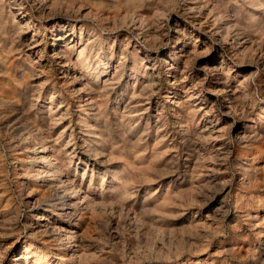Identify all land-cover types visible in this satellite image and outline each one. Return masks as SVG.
Returning <instances> with one entry per match:
<instances>
[{
    "label": "rangeland",
    "instance_id": "rangeland-1",
    "mask_svg": "<svg viewBox=\"0 0 264 264\" xmlns=\"http://www.w3.org/2000/svg\"><path fill=\"white\" fill-rule=\"evenodd\" d=\"M23 1L25 13L12 7L15 25L10 8L0 10V263L14 264L25 242L33 241L49 250L53 261L63 257L66 264H264V0H198L211 5V15L207 11L203 21L225 16L231 20L232 31L247 41L240 44L238 54L213 40L188 13L184 15V0H58L60 7L52 8L51 16H40L32 0ZM71 5L74 10H92L109 18L108 30L102 23L83 21L103 34L101 50L94 48L92 59L98 62L95 58L100 52L113 68L122 64L125 69L122 78L110 74L119 85L108 95L84 94L85 99L93 98L94 111L80 107L77 90L85 81H73L54 51L52 20L69 18L62 8ZM29 17L32 23L19 31L18 24ZM132 20L144 25L139 32L147 34L149 43L136 35ZM180 25L188 27L184 36L176 34ZM194 42L198 44L195 50ZM206 43L224 54L229 66L222 75L209 72L212 63ZM135 44L140 47L138 54ZM143 54L150 58L144 60ZM133 70L142 72L139 81L144 82V77L150 84L141 94L144 97L132 99L128 94L121 103L117 88L130 80ZM153 70L156 79L144 74ZM220 89L235 95L238 104L232 113H227ZM175 91L180 107L171 103ZM148 94L153 96L150 107ZM51 102L58 116L50 125ZM127 103L130 107H125ZM197 104H203L201 113ZM87 113L96 120L89 136L98 138L103 147L98 158L84 145L81 118ZM205 118L218 120V128L213 136L206 133L201 138L197 126ZM178 120H183L187 137ZM38 126L50 145L61 151L69 172L64 179H69L67 184L81 187L95 201L94 210L85 205L71 207L68 213L72 215L62 220V226L76 232L77 258H71L65 242L44 239V243L35 236L34 229L42 222L32 204L45 193L47 200L54 199L47 183H42L48 176H37L36 155L24 142L30 133H37ZM69 140L77 153L72 165L65 146ZM227 144L229 154L222 150ZM242 164L246 169H241ZM103 177L107 180L104 187ZM32 189L34 195L29 194ZM23 262L20 259L18 264Z\"/></svg>",
    "mask_w": 264,
    "mask_h": 264
},
{
    "label": "bare ground",
    "instance_id": "bare-ground-1",
    "mask_svg": "<svg viewBox=\"0 0 264 264\" xmlns=\"http://www.w3.org/2000/svg\"><path fill=\"white\" fill-rule=\"evenodd\" d=\"M95 2H98V1L96 0ZM103 2L104 1H100V3H103ZM142 2H144V0H142ZM176 2H177V0H176ZM32 3L35 5V7L37 8V10L39 11L40 16H44V15H47V14L51 16V15L54 14L52 12V8H54L55 6H59L60 7V2L58 0H32ZM166 4H167V2H166ZM182 4H183L184 15H185V13H188L190 15V17L192 18V20L194 22H197L200 25V28L201 29H203L204 31H206L207 33H209L208 35L213 40H215L216 42H219V43H221L223 45L228 46L231 49L230 50L231 52H236V54H238L239 48L241 47L240 44H242L243 42H247L239 34H236L234 31H232L231 20L225 18V16H219L218 18H215V20H213V21H210L209 20L208 23L206 22L207 20L203 21V16H204V14L207 11H208L209 15H211V11H210L211 5H209L208 3H200L198 0H184ZM66 5H68V4H66ZM170 5H172V4H170ZM7 7L10 8V17H12V23H13V25H15V23H18V21H17V15L12 12V7H17L18 8L17 11L22 12V13H25V10H26V8H25V2L23 0H0V10L3 11ZM60 9L61 8H59V10ZM62 9H63L62 11H64L66 14H68L69 18H61V19H57V20H52L50 29H51V36H52V39L54 41V43H53V46L55 48L54 51L56 52L57 56H59V58L61 57L63 59L62 61L65 62V65L68 67L67 74L70 75V76L72 75L73 81L74 80L76 81L78 79H81V80H84L85 81L84 87H82L79 90H77L78 91L77 92L78 93V100L80 102V107H84L85 108L84 110H88L87 108H89L90 111H94V109H92V107L94 105L93 106L91 105L93 103V98L92 99H90V98L89 99H85L84 94H86V95L92 94V95H97V96H100V97H103V96L108 95L109 93H111L115 89V87H116L117 84L119 85V83L116 84L113 81L115 75L119 76V78H122V76H124L125 69H124V66L122 64H119V65H117V66H115L113 68L112 65H111V63L109 62V60H107V58L104 57V59H103L102 53H100V52H97L96 58H95V60H97L98 62L94 63V61L92 59V58L95 57L94 54H93V52H92L93 49L94 48H97V50H101V41H102L101 39H102V35L103 34H102V30L101 29H97L90 22H92V23L98 22L99 24L102 23V25L104 24L103 27H105L106 29L107 28L109 29V23H110L108 21L109 18L107 19V18L103 17L102 15H98L97 13H94V11H92V10H88L87 11L85 9L83 10L82 8H79L77 10H74L75 8H73L72 5H71V7L70 6H65ZM55 12L58 13V11H55ZM164 16H165V14H164ZM52 17H54V16H52ZM207 19H209V18H207ZM87 20L90 21V22H88L89 24H84L83 21H87ZM179 22H181V21H179ZM209 22H210V24L212 26L207 25V24H209ZM219 22L222 23V24H224L223 26H225V28L219 27L218 26V23ZM31 23H32V20L29 17V20L28 21H25L24 24L21 23V22L19 23L21 26L18 24V26H19L18 27V30L20 31V30H23V29H27V27H29V25ZM113 24H114V22H113ZM150 24L152 26V22ZM176 24H178V21H176ZM131 25H132V27H134V30L135 29L137 30V34L136 35L139 37V39L141 38L143 40V43L147 44V43L150 42L149 39H148V36H147V34H145V32H139V31H141V30L144 29V25L143 26H142V24L139 25V21H136V20H132ZM176 27H177L176 34H179L181 36H184V35L187 34L188 27H185V26H182V25H180V27H178V26H176ZM145 28H147V27H145ZM208 29H209V31H208ZM78 33H79V35H78ZM3 34H5V33H3ZM157 36L158 35H156L155 38H157ZM84 37H86V42L84 40ZM167 37H168V35H167ZM150 40H151V38H150ZM62 43L64 44V46H60V44H62ZM118 43H120V42H118ZM158 43H156V44H158ZM161 43H162V40H161ZM137 44H135L134 45V48H133L134 53H136V54L140 53V51H139L140 50V47ZM206 44L208 46V47H206L207 50H208V52L210 51V60H211V63H212L210 65V67H208L209 72L213 76H216V77L219 76V75H222L223 73H225V70L228 69V66H229L228 63H227V61H226V58H225L224 54L221 53V51L219 49H217L216 46L214 47L213 44H209V43H206ZM197 47H198L197 42H194L193 49L195 50V49H197ZM183 48L184 47L182 45L181 49H183ZM207 50H206V52H207ZM169 51H170V49H169ZM202 52H203V50H202ZM255 52L256 51H254L253 53H255ZM190 53H191V51H190ZM193 53H195V51ZM204 54H205V52H204ZM124 55H125V52L123 50V52H121V55H120L121 56V58H120L121 60L124 58L123 57ZM173 55L175 57L177 54L173 53ZM202 55H203V53H202ZM235 55H234V57H235ZM241 55H242V53H241ZM142 56L141 57L144 60L150 58V55H147V54H143ZM261 56H260V58H261ZM188 58H189V56H188ZM258 59H259V57H258ZM186 62H188V61H186ZM112 72H113V76H114L113 78L110 77V74H112ZM139 72H141V71L133 70V72L131 73V75L128 76L130 78V80L127 81V82H125V83H122L121 88H117L120 91L119 96L117 97V99L120 100L121 103H123V100L125 99V97L128 94L131 95L130 97H132V99H133L134 96L137 97V96H139L141 94L144 95V92L146 91V89H148V85L150 83L147 84L146 83L147 81H145V78L144 77H143L144 82L139 81L140 80V73ZM155 73H156V70H153L151 72V74H149L148 72H145L144 74L145 75H148V78H150V77H153L154 78L155 77V75H154ZM123 79H124V77H123ZM155 79H156V77H155ZM138 83H139V85L137 86ZM151 85H152V83H151ZM215 92H216V90H215ZM219 92H222V94L224 95V98L226 99V109L228 110L227 113H232L233 110H234V108H236V106L238 104L237 103V100L235 98V95L234 94H231L230 95L226 91V89H220ZM150 93H151V91H150ZM173 94H174V97L172 98L173 101L171 102L172 103V106L173 107H180V105H182V103L180 101L181 98H180L179 94L177 93V91L173 92ZM199 94L200 95L202 94L201 93V90H200ZM39 96H40V94H39ZM54 96H53V98H54ZM142 97H144V96H142ZM146 97H147V101H148L146 104H149V107H150V103H151L150 101L152 100V97L153 96H151L150 94H148V96H146ZM194 98H195V96H194ZM139 100H140V98H139ZM198 102H200V101H198ZM241 106H243V105H241ZM49 107L50 108L48 110V116H47V118H48V120L50 122V125H51V124H54L55 118H56V116H58L57 115L58 112H53V108H52L53 107V103L52 102L49 104ZM58 107L61 108V104ZM125 107H130V103H127L125 105ZM155 107H156V109H158V107H160V105L157 103ZM195 107H200L197 110V113H201V110H203V108H202L203 107V104H199V105L197 104V105H195ZM206 110H208V109H206ZM60 111H62V110H60ZM210 111L211 110L206 111V112H210ZM263 111H264V109H263ZM65 112H67V111H65ZM61 113H63V112H61ZM66 114L64 115V113H63L62 115L66 116ZM160 114H162V113H160ZM205 114H207V113H205ZM62 115H61V117H62ZM91 117L92 116H90L87 113V116L81 118L82 131L84 133H86L85 140H84V145L86 147L85 148L86 151L89 154H91L92 156L98 158V157H101L102 156L103 147H102V145H100V140L98 138L91 139L90 138L91 136H89L91 133H93L92 131L94 130V128L96 129V127L93 124V122L96 123V120L91 119ZM215 118H216V116H215ZM178 124L181 126V129L184 132V137H187L188 136V131L183 126V124H184L183 120H178ZM217 128H218V120L215 123V121H210L208 118L207 119L205 118L203 120L202 125L200 127H199V124L197 126V130L200 131L198 133H199V135H200L201 138L204 137V136H206V133L208 134V137L213 136V134L215 133V131H216ZM221 129H222V127H221ZM227 129H228V127H227ZM35 130L37 131V133L36 134L30 133L28 135V137L24 139V142L27 143V147L29 149H33V153H34V155H36L35 156V163L38 165V173H37L38 175L37 176H41L42 174H46L48 177H47V179L42 178V183H44V184L47 183L48 188L50 189V190H48V192L51 191V192L54 193V196H53L54 199H52V200H47L45 198V194H46L45 193L43 195H40V197L35 201V203L32 202L33 204L31 206V208H32L33 211H34L35 208L37 210H39V213H38V211H37V213L40 216L39 217L40 221L42 222L41 223L42 225L40 224L38 226L39 229H37V228L34 229V230L37 231L36 234H35V236H38L39 235V237L41 238V240H43L44 243H45V240L44 239H48V240L49 239H52L53 241L60 242V243L65 242L69 246L68 247V250L70 252L71 258H77L78 253H79V250L78 249L75 250L76 249V245H74V242L76 241V238H77L76 232H73V231H71V229H66V227L62 226V220H63L64 217H66V216L67 217H70L72 215V213H68L69 212L68 209H70L71 207H78V206H84L85 205V208L87 210H90V211L94 210L95 209V201L93 199L89 198V195L88 194H84L82 192L81 187H78V186H73L72 187V186H69L67 184V182H68L69 179H67L66 181L64 179L65 178H68L69 172L67 171V166L63 164V159H62V156H61L62 155L61 154V151L57 148V146L50 145V143H49L50 141H48V138L43 133L41 127L38 126ZM70 138H72V136ZM223 138H221V139H223ZM248 138H252V136H249ZM221 139H219V140H221ZM209 140H210V138H209ZM217 140H218V138H217ZM31 142L33 144V147H31V145H30ZM71 143H72V140H69V141H67V143H66L65 146L68 147L67 152L69 153L70 160H71V165H72V163L76 160L75 158L77 156V153H76V147L71 146ZM221 143H223V141ZM37 146H39V147H37ZM222 148H223L222 150H224L225 152L227 151L226 154H229L230 153V149L231 148H230L229 144H227L225 147H222ZM221 152H223V151H221ZM37 155H38V157H37ZM98 162L99 163H103V164L105 163L103 160H100V159H98ZM241 169L242 170L246 169V165L245 164H242ZM84 175H85V173L83 174V177H84ZM113 175L115 176V178H118V176H117L116 173H114ZM38 179H40V178H38ZM102 180H103L102 187H104L105 181H107V180L104 177L102 178ZM222 182H224V181H222ZM221 191H223V190H221ZM34 192H35L34 189H32L29 194L34 195ZM202 205L203 204H201V206ZM222 207H223V205L221 206V208ZM220 210H222V209H220ZM184 211H185V209H184ZM197 213H195V214H197ZM210 219H212V218L210 217ZM192 225H190V227ZM207 225H208V223H207ZM210 226H211V224H210ZM31 227H33V225ZM219 227H220V224H219ZM223 227L221 229H223ZM221 229H219V230H221ZM192 232H193V230H192ZM206 235H208V234L206 233ZM211 236H213V235H211ZM199 237H200V235H199ZM202 238H204V237H202ZM185 243H187V242L185 241ZM202 245H204V244H202ZM20 259H24L25 262H23V263H25V264H66V258H63V257L61 259H58L56 261H53L52 260V257H51V252L49 250H46L43 246H40V245L34 243L33 241H27V242H25V250L22 253V256L20 258L14 260V264H18L19 261H20ZM1 260L2 259L0 258V262H1Z\"/></svg>",
    "mask_w": 264,
    "mask_h": 264
}]
</instances>
